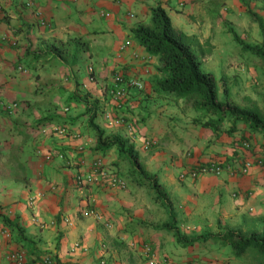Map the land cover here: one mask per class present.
Instances as JSON below:
<instances>
[{"label":"crops","instance_id":"1","mask_svg":"<svg viewBox=\"0 0 264 264\" xmlns=\"http://www.w3.org/2000/svg\"><path fill=\"white\" fill-rule=\"evenodd\" d=\"M158 5L174 27L197 40L203 69L219 80V98L243 105L232 85L235 74L246 78V55H254L243 44L262 42L264 0H0V99L17 104L13 112L0 110L1 162L20 159L28 177L24 183L0 170V264H8L5 253L12 249L23 250L27 264L44 255L58 264L239 259L213 238L220 248L179 243L166 226L169 210L151 189L131 180L117 147L97 149L91 117L105 135L133 145L146 169L157 174L179 231L219 233L237 229L233 225L250 211L264 214V168L241 177L179 180V160L187 161V153L232 156L249 135L264 146V134L243 122L232 129V118L206 126L216 116L157 88L159 58L139 44L133 29L149 23ZM119 69L145 84L126 101V123L112 118L109 92ZM224 86L228 94L221 98ZM148 140L154 144L146 148ZM97 159L124 184L93 178L78 186L76 177L91 174Z\"/></svg>","mask_w":264,"mask_h":264},{"label":"trees","instance_id":"2","mask_svg":"<svg viewBox=\"0 0 264 264\" xmlns=\"http://www.w3.org/2000/svg\"><path fill=\"white\" fill-rule=\"evenodd\" d=\"M258 21L262 42L255 45L243 44V48L258 57L264 66V21L262 19ZM133 33L139 44L144 46L149 54L159 58L158 71L162 78L158 79L157 88L161 92L174 93L179 98L191 101L195 109L216 116L215 119L210 118L205 123L206 126L217 128L226 118H232V129L236 127L237 122H243L254 132L264 134V114L259 108L238 104L228 98L225 100L219 98L218 80L213 73L203 69L201 58L195 49L197 40L174 27L165 8L161 5L154 7L150 22L137 25ZM72 42L69 40L68 44ZM64 49L67 52V47ZM90 122L98 135L97 149L117 147L122 159L129 164L131 175H134L133 179L136 183L151 189L156 199L167 207L172 221L166 226L173 232L179 243L186 246L200 238L205 240L213 238L220 240L224 245H230L236 257L250 258L252 264H264V233L248 234L242 229L226 228L223 232L208 233L205 236L187 240L175 226V215L158 181L157 174L150 173L146 169L145 164L135 152L134 146L118 135H105V132L94 123V117H91ZM1 159L0 154V170L4 172L3 177L28 183L26 167L20 159L14 158L10 165L2 163Z\"/></svg>","mask_w":264,"mask_h":264},{"label":"built area","instance_id":"3","mask_svg":"<svg viewBox=\"0 0 264 264\" xmlns=\"http://www.w3.org/2000/svg\"><path fill=\"white\" fill-rule=\"evenodd\" d=\"M91 73L94 72L92 66L89 67ZM132 89L142 92L145 89L143 79L138 74H131L124 69H119L114 74V82L109 92L111 101L115 106V112L112 115L113 121L117 123H126L125 120V104L130 96ZM17 104L15 102H6L0 99V110L13 112ZM130 128L129 124H126ZM66 128H61L63 133ZM154 141L148 140L146 148L151 147ZM236 155L232 156H215V157H193L191 153H187V164L180 172L179 176L182 180L198 179L206 174H215L221 176L228 173L233 176H242L249 173L253 168L264 167V146H260L252 138L242 139L236 147ZM111 173H110V172ZM93 178L105 179L111 185H123L124 180L117 174L112 172L107 165L100 159L92 162V170L89 175H78L75 183L82 186L85 182H90ZM4 233L8 234L6 230ZM1 249V244H0ZM6 254L8 264H27L29 261L26 253L21 249H12ZM35 264H58L56 258L52 255H44L41 261ZM196 264V263H193Z\"/></svg>","mask_w":264,"mask_h":264},{"label":"rangeland","instance_id":"4","mask_svg":"<svg viewBox=\"0 0 264 264\" xmlns=\"http://www.w3.org/2000/svg\"><path fill=\"white\" fill-rule=\"evenodd\" d=\"M261 8L264 9V6L261 5ZM245 63H246V67H247L246 70H244V74H245L246 78L244 80H242L241 75H240V77H237V75L235 74L234 84L232 85V90L234 93L233 95L236 96V99L238 101L243 102V105H249V106L257 107L264 114V66L261 64L258 57L254 56V55L253 56L249 55L248 53L246 55ZM223 85H224V83H223ZM226 89H227V92H225ZM226 89H225V86L220 88V97L221 98H224V96H226L228 94V88H226ZM242 90H244V91H242ZM249 136L250 137L246 136L245 138H252L254 140V142H256L257 144H262V141L256 140V138L252 137L251 135H249ZM216 156L221 157L224 155L219 154ZM185 157L186 156H184V158ZM186 164H187V161L183 162V161L179 160V168L178 169L181 168V170L178 171V178L180 181H185V180H182L180 178L179 174L182 171V169L186 166ZM262 168H264V167H262ZM254 169H256V168L251 169L249 171V173L252 172ZM129 174L131 175V171H129ZM206 175H212V176L218 177L215 174H206ZM203 176H205V175H203ZM130 177H132L131 178V180H132L134 175L133 176L131 175ZM239 177H241V176H239ZM191 180H193V179H191ZM194 180H197V179H194ZM155 198H156V195H155ZM170 206L172 207L171 202H170ZM233 227H238L237 229H242L243 231H245L248 234L249 233L263 234L264 233V214L263 213L258 214L255 211H250V213L245 214V217L243 218V220L241 222H238L237 224L233 225ZM216 232H218V231H215V232L214 231H195V229L193 230V232H189V230L188 231L187 230H184V231L181 230L180 231V233L183 236H185L187 240H189L191 238H197L200 236H205L208 233L214 234ZM198 243H200L201 246L206 245L208 243V246H205V248H207V249H212L214 247L220 248L218 243H215V241L213 242V240H211V238L206 239V240L200 238V239L193 241V243H191L189 245L193 246V245L198 244ZM205 262L206 263L198 261V260L195 261L196 264H227L226 259H213V260H206ZM234 264H252V263H251L250 258H239V259H237V261Z\"/></svg>","mask_w":264,"mask_h":264}]
</instances>
